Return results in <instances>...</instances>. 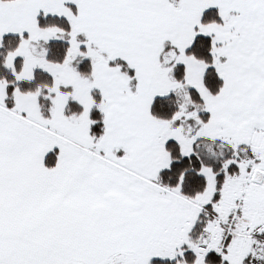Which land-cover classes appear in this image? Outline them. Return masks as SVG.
I'll use <instances>...</instances> for the list:
<instances>
[{
    "label": "snow or ice",
    "instance_id": "1",
    "mask_svg": "<svg viewBox=\"0 0 264 264\" xmlns=\"http://www.w3.org/2000/svg\"><path fill=\"white\" fill-rule=\"evenodd\" d=\"M0 264H264V0H0Z\"/></svg>",
    "mask_w": 264,
    "mask_h": 264
}]
</instances>
